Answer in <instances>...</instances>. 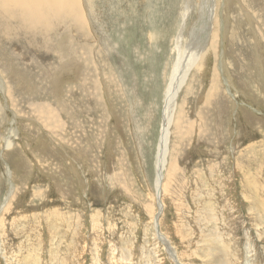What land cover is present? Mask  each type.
<instances>
[{
  "label": "rangeland",
  "instance_id": "374dc122",
  "mask_svg": "<svg viewBox=\"0 0 264 264\" xmlns=\"http://www.w3.org/2000/svg\"><path fill=\"white\" fill-rule=\"evenodd\" d=\"M183 1L98 0L84 9L86 33L76 21L22 30L0 10V264H98L99 253L100 264H177L166 240L181 264H216L209 239L237 250L222 264H264V0H193L183 50L208 39L216 51L177 97L190 124L170 144L165 241L153 227ZM194 28L201 35L190 41ZM75 50L90 67L72 63Z\"/></svg>",
  "mask_w": 264,
  "mask_h": 264
},
{
  "label": "bare ground",
  "instance_id": "6f19581e",
  "mask_svg": "<svg viewBox=\"0 0 264 264\" xmlns=\"http://www.w3.org/2000/svg\"><path fill=\"white\" fill-rule=\"evenodd\" d=\"M84 2V5L80 4L82 2H80V0H0V10H5L6 13H10L11 17L14 18L15 20H17V22L21 25L19 26L20 29L24 30V29H38L37 31H40L42 30V28H45L43 26H46V23L48 24L49 22V25H51L52 27H54L52 24L55 22V24H58V23H65V21H67V24L73 22V21H76L74 23H72L71 25H77V28L79 27L80 30H86L85 26H86V23H85V20L88 19L87 16L85 18V15H84V9L86 8V4L89 5V8H90V4H93L94 2H97L98 0H82ZM111 1V0H110ZM115 1V0H113ZM126 1V0H125ZM257 1V0H256ZM93 2V3H92ZM133 2V0H132ZM136 2V1H135ZM139 2V1H137ZM143 2V1H142ZM110 3V2H108ZM131 3V2H130ZM134 3V2H133ZM95 4V3H94ZM112 4V3H111ZM116 4V3H115ZM114 4V5H115ZM140 4V3H139ZM241 4H242V1H241ZM82 5V6H81ZM109 5V4H108ZM117 5V4H116ZM134 5V4H133ZM136 5V4H135ZM239 5V4H238ZM243 5V4H242ZM110 6V5H109ZM245 6V5H244ZM94 7V6H93ZM100 7V6H99ZM98 7V8H99ZM240 7V6H239ZM13 10H11V9ZM92 8V7H91ZM96 8V7H95ZM103 8V7H102ZM112 8V6H111ZM125 8V7H124ZM244 8V7H243ZM110 9V7H109ZM122 9V8H120ZM93 9H91L92 11ZM100 10V9H99ZM98 10V11H99ZM124 10V9H123ZM193 10V0H184L183 1V7H182V13H181V22H180V26L176 32V34L174 35V40L172 41L173 43V50L174 52L176 53L177 55V60L176 62L173 64L174 66L172 67V70H171V76L169 77V81L166 85V92H165V99H164V114H163V118H162V124H161V130H160V135H159V143H158V149H157V161H156V171H157V177H156V183H155V187H156V201L158 203V206H159V210H158V213L153 217L154 219V223H153V227H154V230L157 231L158 233L160 232V212H161V208H162V194L164 192V187H163V180H164V173L165 171L168 169L172 170V166H173V153L170 152V147L173 146L175 147L182 139V133L184 131V129H187L188 128V125L190 124L188 121H187V117L189 116L188 115V112L186 110V97H184V100L180 103V104H177V97L181 91V88L184 86L189 74H190V71L194 70L195 72H198L199 74L201 73V70L203 69V67L205 66V61H206V58H207V53L208 52H212V51H216L214 49H207V43H208V39H205L203 42H201L202 44L197 47L195 44H193L192 46H190V48L188 47L190 45V43H188V45L186 46L187 50H183L184 48V44L186 43L185 42V38L186 36L184 35L185 34V29H186V21H187V18L189 17L190 13L192 12ZM87 11V10H86ZM94 12V10H93ZM194 12V11H193ZM196 12V11H195ZM198 12V11H197ZM196 12V13H197ZM90 13V11H89ZM97 13V12H96ZM86 14V13H85ZM255 14V13H254ZM88 15V14H87ZM96 16V15H95ZM99 17V16H98ZM202 19H203V16L201 15ZM200 17V18H201ZM248 17V16H247ZM253 17V16H252ZM199 18V17H198ZM75 19V20H74ZM204 22V21H202ZM63 23V24H64ZM196 25V24H195ZM194 25V26H195ZM204 25V24H203ZM209 23L207 24V28H205V31H206V35L207 33H211L210 32V29H209ZM197 26V25H196ZM212 25H210V28H211ZM57 27V26H56ZM201 27V26H200ZM206 27V26H205ZM47 28V27H46ZM50 28V27H49ZM199 28V27H198ZM260 28V27H259ZM200 29V28H199ZM199 29H192L190 32H189V40L191 41V37L194 39V37H200L201 34H198L196 32V30H199ZM236 29V28H235ZM262 29V28H261ZM52 30V29H50ZM49 29L48 31L51 32ZM254 30V29H253ZM32 31V30H31ZM82 31V32H83ZM201 31V30H200ZM236 31V30H235ZM35 32V31H34ZM47 32V30H46ZM85 32V31H84ZM33 33V32H32ZM37 32H35L36 34ZM48 33V32H47ZM86 33V32H85ZM236 33V32H235ZM37 37L39 38V35L36 34ZM255 36V35H254ZM42 37V36H40ZM48 37V35H47ZM65 37V36H64ZM67 37V36H66ZM65 37V38H66ZM195 37V38H196ZM205 37V35H204ZM45 39V38H44ZM43 37H42V40L44 41ZM62 39V38H60ZM69 38H67L68 40ZM173 39V38H172ZM48 40V39H47ZM46 40V41H47ZM66 40V39H65ZM45 41V42H46ZM69 41V40H68ZM98 41V40H97ZM67 42V41H66ZM61 43V42H60ZM63 43V42H62ZM70 43V42H69ZM194 43V42H193ZM83 44V43H82ZM67 45V44H65ZM62 46L64 47V50L66 52H63L62 55L64 56V58H73L70 54H69V51L70 49L67 47V46ZM82 46V45H81ZM67 47V48H66ZM78 47V46H77ZM80 47V45H79ZM78 47V49H79ZM188 48H189V51H188ZM206 48V50H205ZM215 48L217 49L216 45H215ZM69 49V51H68ZM93 49V48H92ZM86 50V49H85ZM88 50V49H87ZM86 50V51H87ZM72 51V50H71ZM77 50H75L76 52ZM91 52L89 53H92V51L94 52V50H91ZM97 51V50H96ZM71 54H74V52H70ZM79 53V52H78ZM77 52L74 54V57L75 59L74 62L72 63H75V61H79L81 62V65L80 67H83L82 65H89L90 61H86L87 63L85 64H82V60L81 58L79 57V54ZM88 53V52H87ZM184 53H187V57L183 54ZM95 54V53H94ZM214 54V53H213ZM84 55V54H83ZM81 57H83L82 55H80ZM87 55H85V58H86ZM93 56V55H92ZM91 56V57H92ZM100 57V56H99ZM94 58V57H93ZM97 58V57H96ZM84 59V57L82 58ZM87 59V58H86ZM89 60V59H88ZM91 60H95V59H91ZM98 60V59H97ZM70 61V59L68 60ZM85 61V60H83ZM96 62V60H95ZM70 63V62H69ZM77 64V63H75ZM80 64V63H79ZM94 64V62L92 63ZM97 64H95V67H96ZM67 66V65H66ZM73 66V65H72ZM71 67V66H70ZM94 67V65H93ZM100 67V66H99ZM68 68V67H67ZM79 67H77L76 69H78ZM69 69V68H68ZM97 70V69H96ZM98 71V70H97ZM101 71V70H100ZM70 72V71H69ZM72 72V71H71ZM99 72V71H98ZM73 73V72H72ZM77 73V72H75ZM81 73V72H80ZM104 73V72H102ZM79 74V73H78ZM98 74V73H97ZM101 74V73H99ZM105 74V73H104ZM87 75V74H86ZM198 75V74H195L194 73V77ZM100 76V75H99ZM111 80V79H110ZM61 81V80H60ZM110 82V81H109ZM60 83V82H59ZM88 83V82H87ZM120 83V82H119ZM22 85V84H21ZM59 85V84H58ZM115 89V88H114ZM70 90V89H69ZM116 90V89H115ZM190 87L188 88V92L185 94V96H187V94L190 92ZM74 92V91H73ZM119 92V91H118ZM114 93V92H113ZM126 93V92H125ZM67 96V95H66ZM103 96V95H102ZM101 96V97H102ZM115 97V96H114ZM72 99V98H71ZM208 100V99H207ZM94 101V100H93ZM100 102V101H99ZM124 102V101H123ZM70 103V102H69ZM101 103V102H100ZM105 103V102H104ZM122 103V102H121ZM117 104V103H116ZM9 105V104H8ZM110 108V107H109ZM120 108V107H119ZM98 109V108H97ZM114 111V110H113ZM71 114V113H70ZM176 114L175 116V121L173 119L174 115ZM52 115V114H51ZM72 115V114H71ZM127 115V114H126ZM119 118V117H118ZM161 118V117H160ZM94 120V119H93ZM92 121V120H91ZM82 122V121H81ZM191 122V121H190ZM204 122V121H202ZM174 123V128H173V132H172V140L170 138V135H171V127ZM203 124V123H201ZM193 127V126H191ZM190 127V128H191ZM11 130V129H10ZM200 130V133L202 132L201 131V128L199 129ZM186 132V131H185ZM13 134V133H12ZM73 134V133H72ZM185 135V134H184ZM202 135V133H201ZM179 137L181 139H179ZM194 137V135H193ZM192 137V138H193ZM96 138V137H95ZM100 139V138H99ZM190 140V139H189ZM76 141V140H75ZM99 141V140H98ZM171 144V146H170ZM95 146V145H94ZM85 147V146H84ZM252 149V148H251ZM249 152V151H248ZM252 156V155H251ZM169 161V162H168ZM89 165V164H88ZM123 165V163H122ZM175 165V164H174ZM170 170V172H171ZM215 181V180H214ZM12 189V188H11ZM8 201H5L4 205L2 206L3 209H5L6 211H8V206H6ZM254 203V202H253ZM66 205V204H65ZM210 209V208H209ZM259 209V208H258ZM213 210V209H212ZM60 211H58L59 213ZM72 212V211H71ZM256 213V212H255ZM69 214V213H68ZM76 214V213H75ZM71 215V214H70ZM258 215V214H257ZM56 216H58V214H56ZM55 216V217H56ZM60 216V215H59ZM58 216V217H59ZM67 216V215H66ZM208 216V215H207ZM61 217H63L61 215ZM257 217V216H256ZM258 220H257V223H261V222H264V217L263 216H259L258 215ZM67 218V217H66ZM64 218V219H66ZM55 219V218H54ZM57 219V218H56ZM59 220H62V224L63 223V219H59ZM58 221V219L56 220ZM65 221V220H64ZM215 222V221H214ZM68 223V222H67ZM72 225V224H71ZM62 226V225H61ZM74 228H76V226H73ZM62 228V227H61ZM72 228V226H71ZM63 229V228H62ZM60 230V229H59ZM67 230V229H66ZM70 230V229H69ZM73 230V229H71ZM45 232V231H44ZM47 233V232H46ZM66 233H69V232H66ZM74 232L70 233L73 234V237L72 239L75 240L74 238ZM77 234V233H76ZM80 234V233H79ZM46 235V234H44ZM68 235V234H67ZM69 235V236H70ZM159 235H161L159 233ZM153 236L155 238V235L153 233ZM163 237V235H161ZM47 237V236H46ZM45 237V238H46ZM58 237V236H57ZM76 237V236H75ZM80 237V236H79ZM48 238V237H47ZM67 238V237H66ZM69 238V237H68ZM158 239H160L159 237H157ZM164 238V237H163ZM57 239V238H55ZM71 240V239H70ZM163 241H165V238L164 239H160ZM211 240L210 242V246L209 248L207 249V253H208V256L211 258L213 261L215 259L218 258V257H227V255H229V257L232 259V258H236L237 257V250L234 252H232V247H229V246H226V249L227 250H222L220 249L219 251L217 250H214V248H212L213 246H218L219 244L216 243L214 240L212 239H209ZM209 240L207 241V238H206V241L207 243L209 242ZM68 241V240H67ZM76 241V240H75ZM43 242V241H42ZM84 242V241H83ZM219 242V241H218ZM221 242V241H220ZM66 243V242H65ZM73 243V242H72ZM77 243V242H76ZM47 244V243H46ZM67 244V243H66ZM70 244V243H69ZM89 244V243H88ZM209 244V243H208ZM233 244V243H232ZM41 245V244H40ZM43 245V244H42ZM45 245V244H44ZM73 245V244H71ZM163 245L166 247V250L169 251L170 255L172 256V260L175 261L177 264H181L178 260V258L175 256V253L172 252V248L171 246L169 245V243L167 242H163ZM207 245V244H206ZM41 247V246H40ZM68 247V246H67ZM71 246L68 247L69 250H72L74 248H70ZM75 247V246H74ZM205 247V246H204ZM203 247V248H204ZM218 248V247H217ZM225 248V247H224ZM40 249V248H39ZM93 249V248H92ZM206 249V248H205ZM74 251V250H73ZM98 251V250H97ZM206 251V250H205ZM72 252V251H71ZM77 252V250H76ZM75 252V253H76ZM213 252H217V256L214 257V253ZM35 253V252H34ZM74 253V255H76ZM96 254V253H95ZM78 255V254H77ZM220 255V256H219ZM69 256H72L71 254ZM239 256V255H238ZM74 257V256H73ZM72 257V258H73ZM154 257V256H153ZM221 257L217 259L216 261V264H222L220 263L221 262ZM66 258V257H65ZM34 259V258H32ZM54 259V258H53ZM76 260V257L74 258ZM153 259V258H152ZM225 261L224 264H231V262L233 261ZM238 259V257H237ZM37 260V259H36ZM35 260V261H36ZM68 260V259H67ZM155 260V259H154ZM72 261V259H71ZM98 264H100L101 262V254L99 253V258L96 260ZM212 261V262H213ZM32 262V261H31ZM93 262V261H92ZM259 262V259L257 258V256H255V259L253 261V264H258ZM74 262H72L71 264H73ZM10 264H14L13 262L10 263ZM59 264V263H57ZM63 264H69L68 261L66 262V260H63ZM175 264V263H174ZM209 264H211V262H209ZM233 264V263H232Z\"/></svg>",
  "mask_w": 264,
  "mask_h": 264
}]
</instances>
